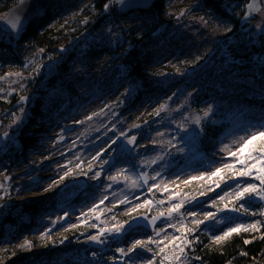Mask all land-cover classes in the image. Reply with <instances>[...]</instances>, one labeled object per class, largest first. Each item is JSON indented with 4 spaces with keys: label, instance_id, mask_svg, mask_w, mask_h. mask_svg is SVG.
Returning a JSON list of instances; mask_svg holds the SVG:
<instances>
[{
    "label": "trees",
    "instance_id": "trees-1",
    "mask_svg": "<svg viewBox=\"0 0 264 264\" xmlns=\"http://www.w3.org/2000/svg\"><path fill=\"white\" fill-rule=\"evenodd\" d=\"M16 1L0 0V14H5ZM108 2H50L32 16L20 34L0 37V76L22 72V83L26 85L10 95L0 93V119L3 122L13 120V113L19 115L22 105L27 110L22 124L10 139L16 141L6 146L5 150H0V171L4 174H10L17 163H27L34 153L45 149L55 127L74 116L91 99L105 97L106 91L113 94L110 110L120 112L132 122L142 120L150 123L156 119L154 110L172 93L181 96L193 93L191 105L200 111L205 104L216 106L211 118L202 124L203 133L190 152L197 155L195 159L203 161L205 157L212 159L220 141L240 124L264 122V31L257 30L253 25L259 21L264 25V7L261 10L263 16L245 21L243 15L247 0H156L147 9L127 12L121 11L115 4L107 12L104 11L103 6ZM184 9H191L207 19L215 17L210 21L218 23L221 29L220 37L205 40L194 54L181 44L184 38L168 36L159 30L162 25L171 27L175 16ZM85 18L88 22L81 24ZM229 26L232 30L225 32L224 29ZM105 28L112 29V39L95 40L93 35ZM81 45H85L83 51L79 50ZM198 56L201 59L193 63ZM167 57H171L173 62L167 63ZM83 59L88 60V67H91L90 64L101 66L104 81L112 84L104 89V93L89 95L80 90L83 80L73 73V67L74 63ZM25 64L28 66L24 67ZM38 65L44 67L40 68L39 74L30 77ZM166 72L173 75L180 72L182 76L163 82L160 78ZM130 84L136 86L132 93L122 95ZM0 89H8L6 82L0 81ZM21 96H28L29 99L18 103ZM118 99L123 100V104H113ZM146 139L147 134H137V143L146 142ZM117 153L115 161L127 158L129 160L125 161L132 162L131 153ZM180 158L182 156L175 164L181 162ZM48 164L44 162L42 167H48ZM84 167L87 171L88 165ZM183 167L185 164L175 171ZM73 180L70 175L63 185L40 200L15 196L0 199V206H3L0 207V264H128L129 260L116 262L120 259L116 249L127 250L132 238L146 234L144 227L110 238L104 249L87 240L98 228L87 227L79 220L75 223L62 221L65 224L62 228L51 231L39 241L34 239L49 212L76 207L90 198L97 188L94 181H89L71 199L59 202V197L54 198L59 194L57 189L64 185L71 189L79 188L80 184H73ZM198 184L192 181L183 188L192 192L198 189ZM172 189L177 191L176 186ZM156 196V201H160L164 192L150 194L148 199ZM113 204H105L103 208H112ZM250 207L257 215H248V222L264 221V217L258 214L264 204L253 203ZM122 208L123 205L117 206L109 215L115 216L117 221L127 220L128 213H120ZM159 211L152 210L150 213L155 215ZM89 223L96 222L93 218ZM72 224H76L77 228L69 229ZM220 233L217 229L211 234L205 231L196 234L199 242L189 250L195 264H264V238H261L264 227L259 232L241 231L216 244L211 236ZM65 236L67 239L63 244L49 243L48 247H42L49 240ZM28 238L34 241L31 252L19 247ZM244 240L250 243L245 244ZM93 252L97 253L95 257ZM140 253L146 259L151 258V253Z\"/></svg>",
    "mask_w": 264,
    "mask_h": 264
},
{
    "label": "rangeland",
    "instance_id": "rangeland-1",
    "mask_svg": "<svg viewBox=\"0 0 264 264\" xmlns=\"http://www.w3.org/2000/svg\"><path fill=\"white\" fill-rule=\"evenodd\" d=\"M54 1L57 0H49V3ZM41 10L42 9H40L39 11ZM179 14L175 16L171 27H166V25H162L160 26L159 30L164 31L165 34L168 36L184 38V42H182L181 44L191 49L190 51L192 54L196 53V49H201L200 46L205 40H209L210 37L213 40V38H218L221 36V29L218 23L214 21H210L208 24H204L203 21L198 19L204 16L197 15L191 9H187L186 14L180 17L179 19H177ZM260 15L263 16L262 11L260 12ZM2 16H4V14H0V17ZM204 19L210 20L205 17ZM257 24L263 25L259 21L253 23L254 27H256ZM10 34L13 33H6L0 29V37L8 38ZM93 37L95 40L96 39L106 40L110 38L112 39V29L105 28L103 30H100L95 35H93ZM84 49H85V45H81L79 47L80 51H83ZM166 62L172 63L173 59L171 57H167ZM74 64L75 65L73 67V71H74L73 73H75L78 77H81L83 80V86L80 88V90L83 93L87 92L89 95H97L99 92L104 93L106 91L104 90L106 87L112 86L111 83L109 82L106 83L104 81V78L101 74V66L90 64L91 67H88L89 62L86 59L81 60L80 63H74ZM181 76L182 73L180 72L178 73V75H173L170 72H166L161 76L160 80L165 82L168 80H172L174 78H181ZM22 78L24 77H10L8 79L3 80L4 82H6L8 88L6 91L3 92L6 95H10L11 93H13L12 89H14V91L16 89L21 91L23 89L20 88V84H23ZM156 79H158V77ZM113 86L115 87V84H113ZM105 95H106L105 97L100 96L98 98L95 97L91 99L90 102L86 103L85 106H83L79 112L74 114V116L67 119L66 122H63L61 126L55 127L52 131L51 139L48 140V144L46 148L43 149L42 151L34 153L33 158L29 162L25 163L24 161H20L15 165V167L13 168L10 174H4L3 172L0 171V183H4L5 176L11 177L9 181L10 187H8L6 190L0 189V199L10 198L12 196H15L21 199L32 198L27 200H40L44 197H47V195L50 194V192L46 193L45 189H47L49 185L52 184V181L54 179H59V176L63 175L65 171H68V167H71L74 173V175H71L72 177H74L73 184H80V187L76 189H71V187H67V185H64L60 189H57L59 194L54 195V198L59 197L58 198L59 202L65 201L77 195L84 184H86L89 181L93 182V180L90 179L91 175L82 176L79 175V173L81 171H84L85 170L84 165H88L89 162L92 160V157L95 156L96 153L99 152L101 148H105L107 144L111 142L112 139L118 137L119 133L125 132L127 130L126 135L136 136V138L139 132L140 133L143 132L147 134L148 139H146V142L137 143L136 141L137 147L135 148L134 152H131L133 158H131L130 160H132V162L125 161V160H129L127 158L122 159L123 161H115V157L117 156L118 153L116 152L114 154V163L106 168V170L102 173V176L98 181H94L96 186L98 184L99 187L94 189V193L90 198H87L84 201L78 203L76 207H72L70 209L63 207L61 209L53 210L49 212L44 219V223L42 227L39 229L37 235L34 237L36 241H39L41 239L40 233L43 232L45 228L51 227L52 220L56 219L59 216H62L64 212H69V216H68V221H70L69 223H75L78 221L77 218L80 216L81 212L87 213L88 209L91 208L93 204H98L99 200L102 199L103 196L105 195H108L109 199L105 201L104 205L109 203L110 204L115 203L117 200L122 199L125 195H127L129 199L132 200V205H123V208L120 211V213L122 214V212H124L125 214L127 212L128 207L134 206L135 203H143V200L148 199L150 194L154 195L157 194V192H164L163 190L157 191L154 189L152 193H148L147 188L150 187L151 184L154 182L151 180L148 181V184L146 186H143L140 189L129 190L126 187L125 183L123 182V177L125 176L129 177L130 179L128 183H131V180L136 179V177L139 175L140 172H147L149 176H152L155 174V171H160L159 165H152L151 167H148V163H150L152 158H155L159 154H163V152L167 149V141L171 140L173 136L176 137V139L172 141L173 143L178 145L184 143V141L181 138L185 134L181 132L179 128H177V124L184 122L186 116L190 119L194 116L202 115V110L207 107V105L205 104L201 111L194 108L193 105H191L192 96H189V94H184L183 96L176 94V96H174L173 99L169 101L168 97L173 96L172 93L163 102V103L167 102L168 108L165 111L161 112L159 116H155L156 118L154 119L155 121L152 120L150 123L145 124V122H142V120H136L134 122L129 121L120 112H115L116 115L111 116L110 112L113 111L109 109H105L106 116L104 117H97L93 120L85 121L83 124L74 123V121H78V120L83 121L86 116L90 115L93 112L99 111L101 108H104L105 104L110 105V100H112L113 94H111L110 91L109 92L106 91ZM180 105H184V107L181 108L179 112L174 111ZM21 108H24V106L22 105L19 109ZM214 109L216 111L217 109L216 106H214ZM26 111L27 110L25 109V112ZM24 117H25V113H24ZM215 119H217V117ZM11 124H12V120L4 121L0 126V134H3L5 132H12V134H14L17 132V130L19 129L22 123L18 127H10ZM135 124H139L141 125V127L140 128L132 127ZM113 125H115V127H113ZM255 125L256 124H252V123L240 124L237 129H235L233 132H231L226 137H224L222 141H220L219 146L214 152L216 155H213L212 160H218L220 158L221 154L219 153V149L222 147V144H230L231 147L228 150L235 151L236 148L239 147L240 143H242V141L238 140L240 136H244L245 139H247V136L245 135L246 131L250 134L252 131L260 130L254 127ZM189 127L195 129V125H190ZM61 129H64V131L61 132ZM157 133H163V135L158 136ZM58 134L65 136V140L54 143V141L58 137ZM97 137H100V139L97 140ZM234 138L237 139V143L235 145H232L231 142ZM120 139L121 141L124 140V138H120ZM154 140L157 142L162 140L165 143L163 145H161L160 143H156L154 145L153 144ZM15 141L14 139H12L1 142L0 150H5L6 146L14 143ZM74 142H75V146H73ZM171 151L173 154L167 157V160L170 163V167H167L165 169L163 176L155 181V183H158L161 186V189H163V185L167 184L170 191L164 192V197L162 198V200L165 201V203L162 205L164 207L160 206L159 208L156 209L157 206L154 204L150 210L146 209L149 215L154 214V213H150V211L152 210L161 211L167 209L168 207L167 198L169 195L172 194V191H174L172 188H174L176 185L180 186V188L177 189V191L189 192L187 191L186 188H183L184 185L182 183L183 181L187 180L190 176H199L200 172L202 171L211 172L216 167L220 166L219 163H211L210 166H206L207 162L201 159H195L194 156L197 155L196 154L192 155L190 154V152L177 153L175 152L174 149H172ZM127 153L129 152H126V154ZM179 156H182V158H180L181 162L175 164ZM106 159H108L107 156ZM44 162H49L48 164L49 166L42 167V164ZM224 162H230V161H224ZM66 163H68V167H60L62 165H65ZM76 164H81L82 167L80 169H77ZM93 164L96 165L94 166V171L92 175H94L95 171L100 170L98 162H93ZM183 164H185V167L179 168L177 171H175L178 167L182 166ZM122 169H126L127 171L121 172ZM117 173H120L121 176L120 183L113 185L112 189L105 191L104 190L105 187L109 183H111L108 180V176L116 175ZM34 177L38 178L39 180L38 186L30 183L31 178ZM196 182H199L198 189H200L201 185L203 184V181H196ZM247 182L258 183V181H247ZM140 183L143 185L144 182L140 181ZM203 190L207 191V186H205ZM224 190L227 191L228 189L225 188ZM217 191L219 192L220 195H223L222 191L220 190ZM136 196H140V199L136 200L134 198ZM209 196L211 197V199H216L215 194L210 193ZM150 200L156 201L158 200V197L156 196V198H152ZM201 202L204 206L203 207L204 211H215V208L211 207V200L208 197L201 198ZM104 205H102L101 208H103ZM216 206L222 207L223 205L219 200H217ZM140 210H144V209L142 208ZM191 210L196 211L197 209L194 208ZM97 211H100V208H98ZM109 213L110 212L101 213L100 221H96L94 219L99 227H106V226L111 227V225L114 223V221L112 220V216L109 215ZM183 215L187 217V210L183 212ZM219 215L220 217L231 216L234 219L235 223H244V224L249 223L248 215L241 216L240 218H237L236 213H230V212H223L220 213ZM196 218L202 219L203 218L202 212L198 211ZM176 219L178 220L179 217H177ZM101 221H107V224L101 223ZM171 222L176 223V220H173ZM235 223H225V224L212 226L211 222H209V226L212 227V231L210 232L205 231V232L211 234L213 231L217 229L220 232H222L223 230H226L227 227H234ZM185 224L187 227H192L191 217H188V219L185 220ZM64 225L65 224L62 223L61 221V223L57 224L52 231L58 228H62ZM177 226L179 227V225ZM156 227L161 228V227H165V225L162 222L158 221ZM204 227L205 226L203 225L201 226L202 229ZM145 232L146 234L145 233L138 234L137 236L132 238L128 248L131 247L132 243L136 239L143 240V239H147L149 235H152L148 231ZM167 232L174 233V229L168 228ZM197 233H195V236ZM175 234L178 235L179 233H175ZM192 238H193L192 236L189 237V239ZM25 240L31 241L32 244L34 243L33 239L28 238ZM25 240H23V242ZM108 241L109 239L103 245L95 244L92 242L91 243L95 244L100 249H104ZM153 247L155 250V246ZM189 250L190 249H186L189 256L188 264H195L193 262L194 260ZM139 252H143V251L138 250L135 254L132 255L131 258L124 257L123 259H118L116 262L124 263L126 262V260H129L128 264H131L132 259H135L137 264H142V260L140 258L146 259L145 258L146 256L143 255L142 253L139 254Z\"/></svg>",
    "mask_w": 264,
    "mask_h": 264
},
{
    "label": "snow or ice",
    "instance_id": "snow-or-ice-1",
    "mask_svg": "<svg viewBox=\"0 0 264 264\" xmlns=\"http://www.w3.org/2000/svg\"><path fill=\"white\" fill-rule=\"evenodd\" d=\"M120 5L121 7L128 6V0H109L108 3H105L103 8L104 11H108L110 7L113 5ZM261 4H264V0H249V3L246 5L247 11L244 12L243 19L246 21L252 16L253 13L259 12ZM26 7V0H18L17 5L14 6V9L11 10L12 14L0 17V21L6 23L8 28L11 30L13 34L20 32L23 27V21L25 18V13L22 11ZM187 12V9L181 10L179 16H184ZM203 21L204 24H208L210 20H205L204 17L198 18ZM210 19H215V17H211ZM87 18L82 20L80 23H87ZM257 30L264 31V25L257 24ZM231 27H226L224 29L225 32H230ZM83 35V34H82ZM61 50H64V46H61ZM43 51V49H41ZM201 57H197L196 61L198 62ZM30 63V61L28 62ZM28 65L25 64L24 67ZM44 67V65H38L37 69L34 73L30 74V77L39 74L40 68ZM10 77H23L22 72H9L5 73L4 76H0V81L8 79ZM25 84H20V88H24ZM136 86L130 84L128 88L125 89V92L122 95H130ZM14 91V89H12ZM195 91V90H194ZM3 92V89H0V93ZM193 95V93H189V96ZM176 96V93H173V96H169L168 100L171 101L173 97ZM28 96H21L20 102H24L28 100ZM123 100H119L113 102V104H123ZM184 105H180L174 111L179 112ZM111 106L105 104L104 108H101L97 112H93L90 115L86 116L83 121H74L76 124H83L85 121L93 120L97 117L106 116L105 109L110 110ZM168 108L167 102L161 104L159 108L154 110L153 115L159 116L161 112L165 111ZM214 105L208 104L206 108L202 110V115H197L192 118L185 117L184 122L177 124V128L185 135L181 138L184 143L175 144L172 141L176 139L175 136L172 137L171 140L167 141V149L163 152V154L157 155L155 158H152L150 163H148V167L152 165H159L160 171H155V174L149 176L147 172H140L136 179L131 180V183H128L129 177H123V182L129 190L140 189L143 186L148 184V181H154L150 187L147 188L148 193H152L153 190L164 192H169L170 189L167 184L163 185V189L158 183L155 181L162 177L165 169L170 167V163L167 160L168 156H171L172 149L177 153H185L191 152L192 148L195 146V142L198 137L203 133L202 124L205 121H208L211 116L214 114ZM25 109H20V115H16L13 113V120L10 127H18L24 118ZM111 116H115V112H110ZM215 123V121H212ZM148 123L145 121V124ZM190 125H195V129L190 128ZM115 127V125H113ZM132 127L140 128L141 125L135 124ZM254 127L260 129L259 131H252L250 134L246 131L244 136H240L238 140L242 141L239 147L236 148L235 151H229L228 149L231 147L230 144H222V147L219 149L220 158L218 160H212L210 157H205L206 166H210L211 163H219L220 166L216 167L213 171H202L199 176H190L187 180L183 181L184 185H189L192 181H203L200 189L193 190L192 192H183V191H172V194L168 196L167 203L168 207L166 210H161L157 215H153L149 217L148 211L155 204L157 207L162 206L165 201H154L150 199H144L143 203H135L134 206L128 207V219L124 221H117L115 216L112 217L114 223L111 227H98L96 223H89V220L95 219L96 221H100L101 213L103 212H113L115 208L119 205H132V200L129 199L127 195H125L122 199L117 200L112 208H101L104 205L105 201L109 199L108 195L103 196L102 199L99 200L98 204H93L91 208L88 209V212H81L80 216L77 218L80 223L87 225L90 228H98V231L87 237V240L103 245L107 242L108 239L113 238L115 236L122 235L126 232H130L133 230L139 229L141 226L144 228L151 227L152 235H149L147 239H136L131 247L125 250L124 248H117L116 252L120 253V259L124 257H132L138 250L146 251L151 253V258L143 259L142 264H188L189 256L186 249H190L194 243L199 242L198 236H195V233L198 231H212V227L209 226V222L211 225H219L225 223H235L234 219L231 216L220 217V213L230 212L236 213L237 218H240L244 215H257V212L251 210V205L253 203L264 204V122H260ZM198 129V131H197ZM64 129H61L63 132ZM126 132L119 133V136L115 139H112L110 143L107 144L105 148H101L99 152L96 153L95 156L92 157V160L88 164L87 171H81L79 175L89 176V173L94 171L93 162H98L100 170L95 171L94 175H91L90 179L93 181H98L102 173L106 170L108 166H111L114 163V154L116 152H134L137 147V138L136 136L126 135ZM10 133H3V137H9ZM158 136H162L163 133H157ZM120 138H124L121 141ZM64 137L58 134L57 140L54 143L62 141ZM100 137H97L99 140ZM160 143L163 145L164 141H153V144ZM222 143V142H221ZM232 145L237 143V139L232 140ZM187 145V147L185 146ZM75 146V142L73 144ZM213 155H216L215 153ZM107 156L108 159H104ZM230 161V162H224ZM163 162V163H161ZM70 163V162H68ZM68 163L62 165L60 167H68ZM82 167L81 164H76V168L80 169ZM127 171L126 169H122L121 172ZM70 175H74L73 169L68 167V171H65L63 175L59 176V179H54L52 184L49 185L45 192H52L55 188H59L64 184L65 179ZM246 178H250L252 181L256 182H247ZM11 177L5 176L4 183H0V189H7L10 187L9 181ZM108 180L111 182L105 187V191L112 189L113 185L120 183L121 176L120 173L116 175L108 176ZM143 181V185L140 183ZM31 184L39 185L38 178H31ZM207 186V191H204L203 188ZM99 187V185H97ZM176 188L179 189L180 186L176 185ZM228 190L225 191L224 189ZM217 190L223 192V195H220ZM215 194L216 199H211L209 194ZM6 194V193H5ZM114 195V194H113ZM208 197L211 200V207L215 208V211H204L203 204L201 202V198ZM136 200L140 199V196L134 197ZM32 199V198H27ZM217 200L222 203V207H217ZM227 201V202H225ZM238 205V206H237ZM3 207V206H0ZM100 208V211L97 209ZM147 209L144 212H137L139 209ZM196 208V211H192L191 209ZM187 210V217L183 215V212ZM198 211L202 212L203 218L197 219ZM92 214V215H90ZM261 217H264V207L259 209L258 213ZM69 216V212H64L62 216L57 217L56 219L51 221V227L45 228L43 232L40 233V237L44 238L48 236L49 233L55 228L57 224H60L61 221L66 220ZM179 217L177 220L176 218ZM191 217V225L192 227H187L185 224V220ZM176 220V223H172L171 221ZM162 222L165 227L157 228V222ZM101 223L107 224V221H101ZM179 225V227L177 226ZM205 226L203 229L201 226ZM261 227H264V221L262 220H254L251 223H235L234 227H227L226 230H223L219 235H212L211 239L216 244H221L222 242L228 240L233 234H239L241 231L244 232H259ZM77 225L72 224L69 225V229H76ZM174 229V233H168L167 229ZM69 229H65L66 231ZM175 233H179L178 235ZM192 236V239L189 237ZM261 238H264V233L261 234ZM67 237H61L58 240H49L42 247H48V244L51 243L55 245L56 243L63 244ZM245 244L250 243L249 240H244ZM163 245V246H161ZM155 246V250L154 247ZM20 248H26L28 251H33V244L31 241L25 240L23 244L19 246ZM93 257L97 255V253H92ZM195 259L199 260V257H195ZM131 264H137L135 259H132Z\"/></svg>",
    "mask_w": 264,
    "mask_h": 264
},
{
    "label": "water",
    "instance_id": "water-1",
    "mask_svg": "<svg viewBox=\"0 0 264 264\" xmlns=\"http://www.w3.org/2000/svg\"><path fill=\"white\" fill-rule=\"evenodd\" d=\"M156 0H128V6L127 7H121L120 5H116L121 11L123 12H127L129 10H134V9H147L149 8ZM18 0L16 1L15 4H13L8 10L7 12L4 14V16L6 14L11 15L12 11L14 9V6L17 5ZM49 3V0H26V7L24 9H22V11L25 13V18L23 21V27L20 30V32L16 33V34H20L22 32V30L28 25L30 19L32 18V16L34 14H36L40 9L45 8ZM249 3V0H247V4ZM246 4V5H247ZM264 7V4H261L260 9L262 10ZM256 12L253 13L252 16L249 17L248 20H254L256 18H259L260 16V12ZM245 11H247V8H245ZM0 29L6 33H12L11 30L8 28V26L6 25L5 22L0 21ZM25 102V101H24ZM21 102V103H24ZM3 121L0 119V126L2 125ZM10 133L9 137H3V134H0V143L4 142V141H8L12 138L13 134L12 132H8ZM64 139L62 141L65 140V136H63ZM157 215V214H155ZM153 216V215H152ZM151 217V216H149ZM68 221V217L66 218V220H64V222ZM143 227V226H141ZM147 231H149L150 233H152L151 227L145 228ZM127 233V232H126ZM125 234V233H124ZM120 236V235H119Z\"/></svg>",
    "mask_w": 264,
    "mask_h": 264
}]
</instances>
